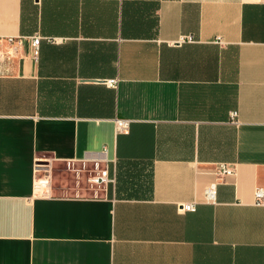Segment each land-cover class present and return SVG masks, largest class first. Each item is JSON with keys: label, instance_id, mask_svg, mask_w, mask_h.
<instances>
[{"label": "crops", "instance_id": "obj_1", "mask_svg": "<svg viewBox=\"0 0 264 264\" xmlns=\"http://www.w3.org/2000/svg\"><path fill=\"white\" fill-rule=\"evenodd\" d=\"M257 187L264 0H0V264H264Z\"/></svg>", "mask_w": 264, "mask_h": 264}, {"label": "built area", "instance_id": "obj_2", "mask_svg": "<svg viewBox=\"0 0 264 264\" xmlns=\"http://www.w3.org/2000/svg\"><path fill=\"white\" fill-rule=\"evenodd\" d=\"M41 36L36 35L32 39V44L35 48V53H37L38 45L41 41ZM188 40H193L192 36L187 37ZM218 41H222V39L219 37L217 39ZM118 79H111L109 80V84L113 86H117ZM236 114V112H235ZM116 128L118 131H128L130 127V120L129 119H123V118H116L115 119ZM43 166V165H41ZM70 166V165H69ZM44 170L45 173L40 174V171ZM36 171L38 173L37 179L34 184V191L33 194L36 196L41 197H48L52 195L53 190V184H52V175L50 172H47L48 169L46 168H40V164H36ZM216 172L219 174V176H225L228 174L234 173V169L231 168L227 163L219 162L216 165ZM87 181L90 183L94 195L99 194L98 190L101 189L104 185H107L111 181H113V178L110 175L109 167L108 166H102L99 162H95V164L89 169L88 171V177ZM255 203L257 205H264V187H257L255 189ZM217 197V186L215 183L211 184L209 187L205 190V199L209 202H215ZM178 209L180 211H187V210H195L196 206L194 202H187V203H179Z\"/></svg>", "mask_w": 264, "mask_h": 264}, {"label": "rangeland", "instance_id": "obj_3", "mask_svg": "<svg viewBox=\"0 0 264 264\" xmlns=\"http://www.w3.org/2000/svg\"><path fill=\"white\" fill-rule=\"evenodd\" d=\"M38 163L40 164V168L48 169L47 172L51 173L52 178L54 179V181L56 183H58L57 181H59L60 177L68 178V179H70L71 182H74V176L76 175V173L78 171H82L84 178H86V177H88L89 169H91V167H92L91 163L87 164L86 166H83V164L80 162L72 164L70 166H68L67 163H56V162L53 163L48 158H45L41 161H38ZM41 165H44V166H41ZM43 173H45L44 170L40 171V174H43ZM84 183H85V181H84ZM55 185L56 184L54 183V186Z\"/></svg>", "mask_w": 264, "mask_h": 264}, {"label": "flooded vegetation", "instance_id": "obj_4", "mask_svg": "<svg viewBox=\"0 0 264 264\" xmlns=\"http://www.w3.org/2000/svg\"><path fill=\"white\" fill-rule=\"evenodd\" d=\"M46 165V164H45ZM44 166V165H43Z\"/></svg>", "mask_w": 264, "mask_h": 264}]
</instances>
